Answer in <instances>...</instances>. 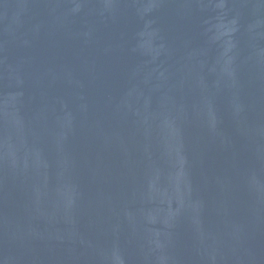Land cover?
Listing matches in <instances>:
<instances>
[{
    "label": "water",
    "instance_id": "water-1",
    "mask_svg": "<svg viewBox=\"0 0 264 264\" xmlns=\"http://www.w3.org/2000/svg\"><path fill=\"white\" fill-rule=\"evenodd\" d=\"M0 264H264V0H0Z\"/></svg>",
    "mask_w": 264,
    "mask_h": 264
}]
</instances>
